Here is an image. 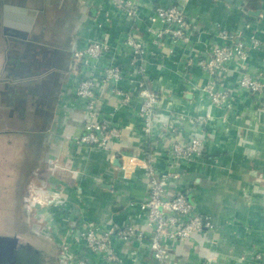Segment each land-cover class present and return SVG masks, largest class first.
<instances>
[{
    "label": "crops",
    "instance_id": "1",
    "mask_svg": "<svg viewBox=\"0 0 264 264\" xmlns=\"http://www.w3.org/2000/svg\"><path fill=\"white\" fill-rule=\"evenodd\" d=\"M151 5H174L185 12L194 27L191 42L152 44L144 21ZM142 8L133 33L148 54L145 80L158 95L156 123L146 137L133 82L122 84L133 97L127 107H118L117 97L101 86L97 119L121 126L124 134L121 143L105 151L71 142L86 119L84 105L73 95L78 73L73 52L89 39L119 44L132 21L107 0H0V146H4L0 153L5 159L16 157V192L28 187L51 196L56 205L46 207L44 215L49 214L46 221L52 220L48 226L58 230L53 238L68 229L115 224L144 228L146 213L140 204L146 200L148 182L126 157L141 158L154 143L158 172L176 174L166 196L187 191L194 210L215 224L213 230L195 233L186 241L168 242L174 264H264V216L256 202L264 192L259 187L264 181V108L237 86L238 64L222 82L233 97L231 110L211 105L202 92L206 75L199 68L182 70L188 55L201 56L218 42L216 32L221 28L239 42H247L250 34L262 41L247 65L250 71L259 69L264 62V0H143ZM28 23L26 38H19ZM112 58L130 71L123 51ZM137 78L132 74L131 80ZM206 114L207 122L189 120ZM161 121L173 124L172 139L183 144L194 137L205 140L200 155L190 162L172 160L170 166L166 147L171 138ZM13 138L21 143L17 156ZM7 177L8 172L0 179ZM113 246L125 264H155L136 241L126 245L115 239ZM68 252L100 264L99 258L83 252L82 245L75 244Z\"/></svg>",
    "mask_w": 264,
    "mask_h": 264
},
{
    "label": "built area",
    "instance_id": "2",
    "mask_svg": "<svg viewBox=\"0 0 264 264\" xmlns=\"http://www.w3.org/2000/svg\"><path fill=\"white\" fill-rule=\"evenodd\" d=\"M107 1L132 21L131 30L119 44L114 45L104 39H89L73 52L78 72L75 75L73 95L84 105L86 119L82 132L71 138V142L77 146L105 151L112 145L121 143L124 134L121 126L97 119L100 104L98 90L101 86L117 97L118 107H127L131 105L133 97L122 84H135L136 96L140 99L137 114L146 137L150 136L155 126L158 104V95L148 87L145 80L148 59L145 44L133 33L135 25L141 19L143 0ZM149 9L151 14L144 21L145 32L152 44L163 47L167 43L175 46L177 43L191 42L195 36L194 27L185 12L174 5H151ZM216 38L218 42L201 56L188 55L183 61L182 70L186 72L193 67L199 68L206 75L202 92L211 105L221 110H231L234 106L233 97L229 90L222 87V82L231 66L238 64L237 86L255 97L264 108V62L259 69L253 71L247 67L251 54L261 50L262 41L254 34L249 35L247 42L236 41V36L224 28L216 32ZM121 51L128 56L130 71L123 70L112 58ZM172 52L169 48V53ZM132 74L138 78L131 80ZM183 76L186 77L185 74ZM184 82L189 84L187 78H184ZM209 119L210 115L206 114L189 120L191 123H204ZM160 126L171 138L166 147L170 166L172 160L190 162L200 155L205 140L194 137L183 144L172 139L176 135V128L171 122L161 121ZM154 145L150 143L141 158L126 157L127 164L141 170L148 182L146 200L140 204L141 210L146 213L145 227L115 224L73 230L66 234L67 239H70V242L67 240L66 249L69 250L75 244L82 245L83 252L99 258L100 264H125L115 251L113 242L116 239L128 245L136 241L150 253L155 264H174L168 242L186 241L195 233L214 229L215 224L211 217L197 213L183 192L166 196V188L176 174L171 170L158 172ZM259 257L255 255L256 259ZM62 261L64 264H90L84 255H73L69 252Z\"/></svg>",
    "mask_w": 264,
    "mask_h": 264
},
{
    "label": "rangeland",
    "instance_id": "3",
    "mask_svg": "<svg viewBox=\"0 0 264 264\" xmlns=\"http://www.w3.org/2000/svg\"><path fill=\"white\" fill-rule=\"evenodd\" d=\"M13 141L15 146L13 152L17 156L21 152V143L17 140L15 142L14 138ZM3 157L4 155L0 153V177L7 172L9 177L4 181H2L4 177L0 179V234L21 236L29 242L32 249L38 252L36 254L39 259L38 264H64L62 260L68 252V249H66L68 246L66 244L68 243L66 234L69 232V229L66 232L64 231L62 236L53 238L52 234H57L58 230L52 224H50L51 227L48 226L52 220L49 222L46 221L45 217H48L49 214L44 215L47 214L45 208L50 204H55L51 203L53 199L51 196L49 198L44 195L43 192H30L28 187L23 189V192H16V181L13 179L15 177V169L18 165L14 161L16 157H7V159ZM19 160L20 156H18V162ZM259 184V187L264 191V181ZM259 194L261 195L258 197V200L256 199V202L261 206L262 213L260 215L264 216V212L262 211V207L264 210V192H259ZM244 198L247 204L251 203L249 196L246 197L244 195ZM26 203L28 207H26ZM247 230L250 233L252 229L247 228ZM24 254L25 252L22 253V255ZM22 255H20L21 257H19V261L16 264L35 263L27 262V257H23ZM0 264H7L6 260L1 258Z\"/></svg>",
    "mask_w": 264,
    "mask_h": 264
},
{
    "label": "water",
    "instance_id": "4",
    "mask_svg": "<svg viewBox=\"0 0 264 264\" xmlns=\"http://www.w3.org/2000/svg\"><path fill=\"white\" fill-rule=\"evenodd\" d=\"M25 33L19 34V38H26V31L30 28V23H28L26 26H23ZM28 245V242L24 239L16 238V237H5L0 236V259L4 258L6 260L7 264H16L17 261H19L20 255H22V252H19L17 249L19 247L24 248ZM31 252L36 255L38 252L31 248ZM23 257L30 258L29 255H22Z\"/></svg>",
    "mask_w": 264,
    "mask_h": 264
},
{
    "label": "flooded vegetation",
    "instance_id": "5",
    "mask_svg": "<svg viewBox=\"0 0 264 264\" xmlns=\"http://www.w3.org/2000/svg\"><path fill=\"white\" fill-rule=\"evenodd\" d=\"M0 236H5V237H16V238H20V239H23L21 236H17V235H11V236H9V235H4V234H0ZM31 245L29 244V242H28V245L26 246V247H24V248H21V247H19L17 250L19 251V252H25L26 253V255H29L30 256V258H28V260H27V262H35V263H33V264H38L39 263V259L37 258V255H34L32 252H31Z\"/></svg>",
    "mask_w": 264,
    "mask_h": 264
},
{
    "label": "trees",
    "instance_id": "6",
    "mask_svg": "<svg viewBox=\"0 0 264 264\" xmlns=\"http://www.w3.org/2000/svg\"><path fill=\"white\" fill-rule=\"evenodd\" d=\"M166 136H168V135H166ZM169 141H170V140H169ZM182 192L184 193V192H187V191L184 190V191H182ZM186 197H187V199L192 203V201L190 200L189 195H188L187 193H186ZM192 204H193V203H192ZM200 214H202V213H200ZM202 215H206V214H202Z\"/></svg>",
    "mask_w": 264,
    "mask_h": 264
}]
</instances>
